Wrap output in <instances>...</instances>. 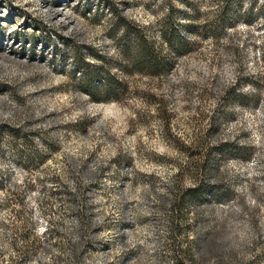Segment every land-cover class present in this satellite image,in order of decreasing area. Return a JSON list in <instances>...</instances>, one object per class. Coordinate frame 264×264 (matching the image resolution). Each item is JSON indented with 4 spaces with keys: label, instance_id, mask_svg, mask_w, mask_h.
Wrapping results in <instances>:
<instances>
[{
    "label": "rangeland",
    "instance_id": "1",
    "mask_svg": "<svg viewBox=\"0 0 264 264\" xmlns=\"http://www.w3.org/2000/svg\"><path fill=\"white\" fill-rule=\"evenodd\" d=\"M0 264H264V0H0Z\"/></svg>",
    "mask_w": 264,
    "mask_h": 264
},
{
    "label": "trees",
    "instance_id": "2",
    "mask_svg": "<svg viewBox=\"0 0 264 264\" xmlns=\"http://www.w3.org/2000/svg\"><path fill=\"white\" fill-rule=\"evenodd\" d=\"M130 31L129 27L126 26V33L128 34ZM141 48H142V52L141 54L145 53L146 54V49L143 45V43L141 44ZM140 62H137V59L132 60L131 62H133L134 65H137L139 68L147 69L149 68L150 71H152L153 67L151 66V64L148 63V59L147 57H141L140 58ZM143 59V60H142ZM240 95L246 96L248 97L246 93H240ZM245 98V97H243ZM200 154V153H199ZM205 156L209 155V152L204 154ZM199 167H201L203 165V160L199 159ZM195 192V191H193ZM177 204L179 203L176 202ZM217 242L216 240H213L210 238V234L209 233H204L201 235H198L197 238L195 239V241L193 242V248H194V255L196 259H206L208 257H210L213 254H216L218 252V248H217Z\"/></svg>",
    "mask_w": 264,
    "mask_h": 264
}]
</instances>
